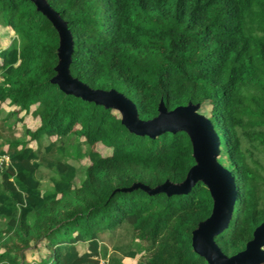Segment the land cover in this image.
Listing matches in <instances>:
<instances>
[{
    "label": "trees",
    "instance_id": "1",
    "mask_svg": "<svg viewBox=\"0 0 264 264\" xmlns=\"http://www.w3.org/2000/svg\"><path fill=\"white\" fill-rule=\"evenodd\" d=\"M46 1L71 34L72 76L122 92L143 119L158 100L168 109L210 105L217 160L236 189L227 226L213 238L226 255L242 249L264 220V0ZM0 25L10 31L0 46V111L14 116L6 127L0 119V152L9 159L0 172V264H20L38 244L46 252L30 264H96L100 234L124 222L138 243L125 253L143 255L139 264H208L190 246V230L211 209L201 181L179 194L119 189L180 181L194 161L187 134L133 133L115 108L61 91L49 80L57 31L31 0H0ZM25 113L38 123L19 137L12 129ZM67 134L86 144L77 181L74 164L45 157ZM40 165L53 173L46 190L35 175ZM106 264L123 263L111 254Z\"/></svg>",
    "mask_w": 264,
    "mask_h": 264
},
{
    "label": "water",
    "instance_id": "2",
    "mask_svg": "<svg viewBox=\"0 0 264 264\" xmlns=\"http://www.w3.org/2000/svg\"><path fill=\"white\" fill-rule=\"evenodd\" d=\"M31 1L57 31V61L49 80L61 91L115 108L120 114V122L133 133L153 137L164 131L182 130L189 138L194 161L180 181L164 179L153 186L136 181L119 189L139 187L147 193L179 194L186 193L196 181H201L208 189L212 202L209 214L190 230L192 250L203 256L208 264H264V220L253 227L251 237L245 241L243 248L231 255L224 254L214 241L213 237L227 226L236 189L229 170L217 160L219 139L207 116L197 110L198 103L187 101L168 109L158 100L155 115L146 119L138 117L134 103L122 92L112 87L92 88L70 74L68 65L72 38L66 21L46 0Z\"/></svg>",
    "mask_w": 264,
    "mask_h": 264
},
{
    "label": "rangeland",
    "instance_id": "3",
    "mask_svg": "<svg viewBox=\"0 0 264 264\" xmlns=\"http://www.w3.org/2000/svg\"><path fill=\"white\" fill-rule=\"evenodd\" d=\"M10 31L7 27L0 25V46L5 45L9 41ZM210 105L206 102H203L197 110L206 115L208 113ZM22 124L14 123V128L12 129V133L16 136L23 137L24 136V127L33 128L38 123V118L36 116H31L29 113H25L22 115ZM5 117L3 121L4 127L11 124L13 122L14 116H6L4 111H0V119ZM3 137L8 135L7 131L2 130ZM46 143L44 138H41L40 145L38 147V155H41L43 152V146ZM57 147L52 148L50 153L46 154L45 157L50 159L54 157H59L62 160L71 162L75 166V181L79 180L83 176V169L80 166L81 163H87V159L82 157L79 161H77L76 156L80 155L83 150L86 148V144L84 141L79 140L76 136L67 134L60 139L55 141ZM31 146H35L33 142H30ZM96 149L99 150L101 154L108 153V148L103 147L99 143L95 145ZM37 149V148H36ZM80 164V165H79ZM52 171L50 169L45 168L43 165H40L38 169L35 171L36 177L40 181V186L44 190L49 189L51 187V176ZM4 224V218L0 217V227ZM129 225L128 223H123L120 226L115 228L107 229L103 231L99 236V253H104V256L108 257L111 254H116L121 259L123 264H139L141 262L143 255L137 256H128L125 251L129 249L138 248V243L135 240L130 239L129 235ZM80 248H85V243L79 244ZM32 247V246H30ZM1 250V247H0ZM46 252V249L41 245H36V248L25 249V261H22L20 264H30L31 261L37 260ZM103 256V255H102Z\"/></svg>",
    "mask_w": 264,
    "mask_h": 264
},
{
    "label": "built area",
    "instance_id": "4",
    "mask_svg": "<svg viewBox=\"0 0 264 264\" xmlns=\"http://www.w3.org/2000/svg\"><path fill=\"white\" fill-rule=\"evenodd\" d=\"M9 159L8 155L4 152H0V172L3 167L8 164ZM107 258L105 256L97 255V262L96 264H106Z\"/></svg>",
    "mask_w": 264,
    "mask_h": 264
},
{
    "label": "crops",
    "instance_id": "5",
    "mask_svg": "<svg viewBox=\"0 0 264 264\" xmlns=\"http://www.w3.org/2000/svg\"><path fill=\"white\" fill-rule=\"evenodd\" d=\"M99 242H100V241H99ZM80 243H83V242H79V243H77V249H78V251L81 252V251L86 250V245H85V248H80V246H79Z\"/></svg>",
    "mask_w": 264,
    "mask_h": 264
},
{
    "label": "clouds",
    "instance_id": "6",
    "mask_svg": "<svg viewBox=\"0 0 264 264\" xmlns=\"http://www.w3.org/2000/svg\"><path fill=\"white\" fill-rule=\"evenodd\" d=\"M99 255V254H98ZM102 256V255H101ZM106 257V256H105ZM107 258V257H106Z\"/></svg>",
    "mask_w": 264,
    "mask_h": 264
}]
</instances>
